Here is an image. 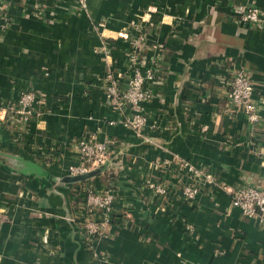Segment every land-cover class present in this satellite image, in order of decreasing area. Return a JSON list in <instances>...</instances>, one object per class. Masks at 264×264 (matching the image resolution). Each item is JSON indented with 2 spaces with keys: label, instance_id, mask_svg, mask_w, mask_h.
I'll return each instance as SVG.
<instances>
[{
  "label": "crops",
  "instance_id": "obj_1",
  "mask_svg": "<svg viewBox=\"0 0 264 264\" xmlns=\"http://www.w3.org/2000/svg\"><path fill=\"white\" fill-rule=\"evenodd\" d=\"M236 4L264 11V0H8L0 104L24 90L44 104L26 125L0 123V264H264V227L230 192L264 188V30L231 21ZM140 32L159 77L136 133L101 82L124 81ZM241 68L262 102L253 127L227 96ZM91 136L112 140L107 169L65 182L78 139ZM190 182L193 202L151 187ZM111 186L112 222L91 242L82 196Z\"/></svg>",
  "mask_w": 264,
  "mask_h": 264
},
{
  "label": "built area",
  "instance_id": "obj_2",
  "mask_svg": "<svg viewBox=\"0 0 264 264\" xmlns=\"http://www.w3.org/2000/svg\"><path fill=\"white\" fill-rule=\"evenodd\" d=\"M7 4L8 0H0V27L2 29L8 28L11 24L7 14ZM228 18L245 29L264 30V11L258 6L233 5ZM132 41L124 81H119L113 72H109L102 79L101 89L112 108L119 113L121 122L136 133H142L148 119L143 104L154 97L151 86L159 77V68L154 57H148L145 53L149 46L144 34L140 32ZM253 91L254 82L250 71L241 68L231 73V79L227 83V96L235 103L236 110L243 111L252 127L262 121L260 114L262 102L254 100ZM42 96L35 90H24L14 106L0 104V123L13 126L26 125L36 117H40L44 104ZM76 147L79 162L71 165L68 173L83 174L108 160L112 140L109 138L98 140L95 136L82 137L78 139ZM151 187L157 194L167 197L168 201L180 198L186 202H193L199 192V187L195 182L173 187L159 183L152 184ZM230 192L232 199L243 213L256 218L264 227V189L243 185L230 189ZM115 199L116 193L113 186L102 190L93 187L85 189L81 199L83 205L81 215L84 218L86 235L91 242L100 237L105 227L111 224Z\"/></svg>",
  "mask_w": 264,
  "mask_h": 264
},
{
  "label": "water",
  "instance_id": "obj_3",
  "mask_svg": "<svg viewBox=\"0 0 264 264\" xmlns=\"http://www.w3.org/2000/svg\"><path fill=\"white\" fill-rule=\"evenodd\" d=\"M108 164H109V159L105 163H102L101 165H99V166H97V167H95V168H93V169H91V170H89L83 174L67 173L65 175V177H63V180L67 183L84 182V181L86 182V181L90 180L91 178L95 177L96 175L103 173L107 169ZM247 185L264 189L260 185H255V184H251V183H247ZM68 216L70 219L72 218V215H68Z\"/></svg>",
  "mask_w": 264,
  "mask_h": 264
}]
</instances>
